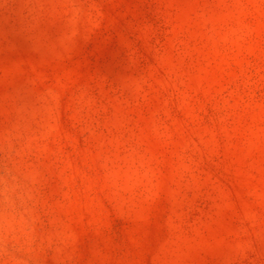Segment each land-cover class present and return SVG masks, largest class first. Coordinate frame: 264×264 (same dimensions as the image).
<instances>
[{"label":"rangeland","instance_id":"rangeland-1","mask_svg":"<svg viewBox=\"0 0 264 264\" xmlns=\"http://www.w3.org/2000/svg\"><path fill=\"white\" fill-rule=\"evenodd\" d=\"M0 264H264V0H0Z\"/></svg>","mask_w":264,"mask_h":264}]
</instances>
